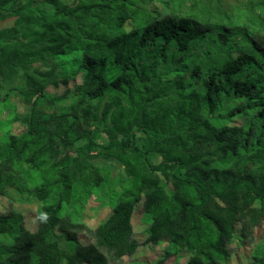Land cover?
<instances>
[{"label":"trees","instance_id":"1","mask_svg":"<svg viewBox=\"0 0 264 264\" xmlns=\"http://www.w3.org/2000/svg\"><path fill=\"white\" fill-rule=\"evenodd\" d=\"M149 1L0 0V21L13 18L0 30V88L21 80L0 102L13 92L28 108L13 117L24 130L0 136V194L39 204L33 232L0 214V264H115L137 248L138 203L145 243L167 244L153 264L180 251L176 264H229L235 232L247 243L264 228V0H244L254 27L168 1L150 13ZM97 160L119 163L126 183L82 245L75 213L108 179ZM250 263L264 264V245Z\"/></svg>","mask_w":264,"mask_h":264},{"label":"rangeland","instance_id":"2","mask_svg":"<svg viewBox=\"0 0 264 264\" xmlns=\"http://www.w3.org/2000/svg\"><path fill=\"white\" fill-rule=\"evenodd\" d=\"M64 3H69L71 0H61ZM169 2V10L179 11L180 13H188L195 11L206 18H225L228 17L234 20L240 16V22L255 26L257 21L256 14H250L244 9V0H150L145 6V10L150 13H163V2ZM228 19V20H229ZM13 23V18H7L0 21V30L10 27ZM128 28V26H126ZM236 42L243 46V50L250 51L249 47L241 40L239 36L235 37ZM53 66V61L46 60L44 62H36L33 67L41 71L48 70ZM78 80H76L77 82ZM21 80L16 79L11 82H2L0 88V97L7 92L8 88L18 87ZM72 89V83L67 86L58 85L56 87L48 86L45 93L49 95H64ZM9 93V92H8ZM5 103L0 102V136L4 131H9L11 134L19 135L24 126L13 119L27 113V106L23 104L17 94L10 92ZM69 101L63 100L59 104L52 105L47 111L66 109ZM241 121L234 118L231 124L239 125ZM104 141V136L101 135L99 142ZM153 163H157L159 158L154 156L151 158ZM95 163L108 174V179L99 191L90 196L84 203L81 210L75 213V219L84 225L85 229L77 234L80 244L87 245L92 242L91 231L96 225L103 220L110 211L111 199L116 193L125 186L126 177L119 163L107 161H95ZM39 204L26 196H19L11 190H6L0 194V214L14 212L21 217V221L26 230L33 232L37 223V209ZM131 226L134 234V239L137 241L135 252L128 257H122L115 261V264H153L158 259L162 251L166 248V242H160L158 245L152 246L145 243L147 220L144 217L141 204L138 203L131 216ZM61 247L64 246L62 240H59ZM258 245H264V228L262 224L254 227L251 239L247 243H242L238 239V232L234 234V240L229 244V264H251L250 255L253 249ZM188 257V253L180 251L176 255L169 257L163 264L183 263Z\"/></svg>","mask_w":264,"mask_h":264}]
</instances>
